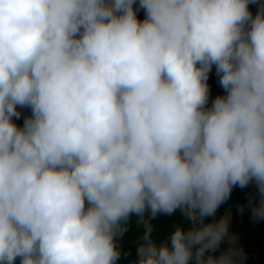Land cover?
Wrapping results in <instances>:
<instances>
[{"label":"clouds","instance_id":"obj_1","mask_svg":"<svg viewBox=\"0 0 264 264\" xmlns=\"http://www.w3.org/2000/svg\"><path fill=\"white\" fill-rule=\"evenodd\" d=\"M249 185L258 223L264 0H0V264H118L133 215L132 264H244Z\"/></svg>","mask_w":264,"mask_h":264},{"label":"trees","instance_id":"obj_2","mask_svg":"<svg viewBox=\"0 0 264 264\" xmlns=\"http://www.w3.org/2000/svg\"><path fill=\"white\" fill-rule=\"evenodd\" d=\"M250 7L253 13H255L256 5L253 4L250 5ZM208 85L210 89L209 98H211L220 87L215 67H213L212 71L209 73ZM223 94L224 90L220 95ZM253 188V185H249L245 189H241L238 186L235 187L229 200L219 208V210H228L232 212L246 229L238 235V247H242L247 254V259L244 261V264H257L255 252H264V220L258 223L253 222L250 218V210L247 207L243 213L239 211V206L241 204H247L249 198L248 193H250ZM181 222L182 217L179 213L171 217H157L153 221L155 226L154 236L161 240L165 239L170 233L172 227ZM141 232L142 228L137 224V217L133 215L130 220L128 232L118 241V247L121 250V257L118 264H132V261L136 259L137 240ZM16 264H19V260H17Z\"/></svg>","mask_w":264,"mask_h":264},{"label":"rangeland","instance_id":"obj_3","mask_svg":"<svg viewBox=\"0 0 264 264\" xmlns=\"http://www.w3.org/2000/svg\"><path fill=\"white\" fill-rule=\"evenodd\" d=\"M144 13L143 11H139L138 12V18L143 19ZM223 91L222 87L220 86L219 89L217 90V92L211 97L209 98V106L211 105L212 100L217 96L220 95V93ZM22 115L21 118L19 120H16L15 122L18 125H22L23 123V118L27 115H30V110L29 109H20ZM226 213H230L231 214V223H230V231L232 232L233 235L237 236L239 235V233L245 231V227L237 220V218L232 214V212L228 211V210H217L216 213V219H220L222 216H224ZM212 218H208V221H210ZM237 246H238V241H237ZM226 247V245L224 246ZM255 258L257 261V264H264V252L259 253V252H255Z\"/></svg>","mask_w":264,"mask_h":264}]
</instances>
